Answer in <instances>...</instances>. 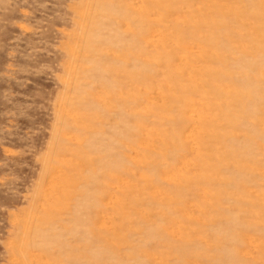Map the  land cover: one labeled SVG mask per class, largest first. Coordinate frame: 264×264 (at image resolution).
Returning a JSON list of instances; mask_svg holds the SVG:
<instances>
[{"label":"rangeland","instance_id":"1","mask_svg":"<svg viewBox=\"0 0 264 264\" xmlns=\"http://www.w3.org/2000/svg\"><path fill=\"white\" fill-rule=\"evenodd\" d=\"M0 264H264V0H0Z\"/></svg>","mask_w":264,"mask_h":264}]
</instances>
